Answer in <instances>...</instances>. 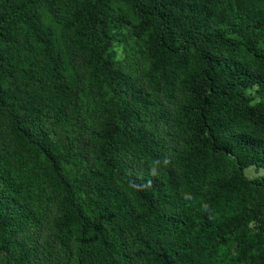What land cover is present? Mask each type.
Returning <instances> with one entry per match:
<instances>
[{
  "label": "trees",
  "instance_id": "1",
  "mask_svg": "<svg viewBox=\"0 0 264 264\" xmlns=\"http://www.w3.org/2000/svg\"><path fill=\"white\" fill-rule=\"evenodd\" d=\"M41 6L94 89V166L75 160L81 89ZM123 28L163 99L115 59ZM263 41L264 0H0V251L29 264L14 240L48 221L80 238L76 264H264V174L245 172L264 168ZM179 89L175 159L158 126Z\"/></svg>",
  "mask_w": 264,
  "mask_h": 264
},
{
  "label": "rangeland",
  "instance_id": "2",
  "mask_svg": "<svg viewBox=\"0 0 264 264\" xmlns=\"http://www.w3.org/2000/svg\"><path fill=\"white\" fill-rule=\"evenodd\" d=\"M41 11L44 15V23L54 28L59 47L64 51L66 56V68L69 75L70 82L78 89H81L82 96V115L87 118V123H83V136L86 143L83 149L77 152L75 160L78 163H89L94 166V154L92 153V133L97 128L96 117V103L97 99L94 95L92 84L88 81L87 73L82 68L80 54L78 48L69 39L62 35V24L60 21L50 13L45 7L41 6ZM264 48V41L260 43ZM112 53L118 64L125 70L131 72L134 76L138 77L145 83L146 88L150 93V98L163 99V85L160 78H153L149 75L148 64L144 54V47L142 42L132 38L128 34L126 28L122 29V36L114 43ZM186 99V94L182 89H179L176 98L168 106L171 110V122L169 124H160L159 130L161 135L168 137L172 143V147L176 149L175 159L178 157L180 150L184 149V142L182 135L176 128L175 120L180 110V106ZM67 129L58 128L53 131L54 139L59 143H64L65 134ZM247 164V163H246ZM67 172L69 178L72 179L76 173L75 164H68ZM140 167L132 168L131 172L136 173ZM245 172L249 177H256L264 174V168L256 169L253 165L245 167ZM58 215V212H56ZM20 240L27 241L29 247L32 249L29 257V264H76V252L80 244V238L74 233L71 235L70 240L63 242L60 237L59 230L48 221L30 222L25 232L21 233L17 239L14 240L18 243ZM19 247L15 244L8 250L0 251V264H19Z\"/></svg>",
  "mask_w": 264,
  "mask_h": 264
}]
</instances>
